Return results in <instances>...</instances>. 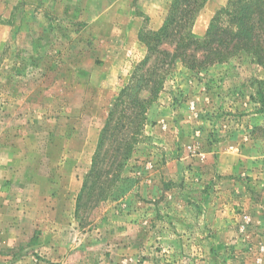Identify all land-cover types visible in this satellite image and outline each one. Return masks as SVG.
I'll list each match as a JSON object with an SVG mask.
<instances>
[{
    "label": "rangeland",
    "instance_id": "obj_1",
    "mask_svg": "<svg viewBox=\"0 0 264 264\" xmlns=\"http://www.w3.org/2000/svg\"><path fill=\"white\" fill-rule=\"evenodd\" d=\"M171 1L0 0V264H264V67L245 52L173 63L118 180L76 213Z\"/></svg>",
    "mask_w": 264,
    "mask_h": 264
},
{
    "label": "trees",
    "instance_id": "obj_2",
    "mask_svg": "<svg viewBox=\"0 0 264 264\" xmlns=\"http://www.w3.org/2000/svg\"><path fill=\"white\" fill-rule=\"evenodd\" d=\"M206 1L172 0L162 26L142 31L147 53L108 114L78 199V217L94 197H107L118 180L173 63L200 69L245 52L264 67V0H229L199 37L192 26Z\"/></svg>",
    "mask_w": 264,
    "mask_h": 264
}]
</instances>
